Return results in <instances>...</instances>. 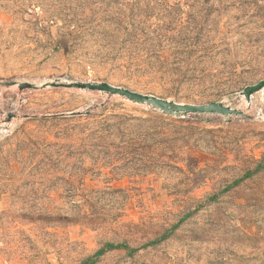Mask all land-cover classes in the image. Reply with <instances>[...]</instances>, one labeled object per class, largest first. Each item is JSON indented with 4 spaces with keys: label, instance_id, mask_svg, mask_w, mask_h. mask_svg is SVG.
Returning <instances> with one entry per match:
<instances>
[{
    "label": "rangeland",
    "instance_id": "obj_1",
    "mask_svg": "<svg viewBox=\"0 0 264 264\" xmlns=\"http://www.w3.org/2000/svg\"><path fill=\"white\" fill-rule=\"evenodd\" d=\"M263 78L264 0H0V264H264Z\"/></svg>",
    "mask_w": 264,
    "mask_h": 264
},
{
    "label": "water",
    "instance_id": "obj_2",
    "mask_svg": "<svg viewBox=\"0 0 264 264\" xmlns=\"http://www.w3.org/2000/svg\"><path fill=\"white\" fill-rule=\"evenodd\" d=\"M4 83L6 85H18L20 89H25V88L36 89V88H45L48 86L49 87L62 86V87H73V88L87 89V90H103L111 94H119L121 96H124L128 100L150 106L153 109H157L165 114L174 115V116H187L191 114L202 115V114H210V113H219L229 116L232 114L242 113L223 101H213L206 104L180 103L172 99L160 97L150 93L138 92L129 89L127 87L113 85L108 82H86V81L63 82L60 79H56L55 81L46 82L41 86H37L36 84H33L31 82H18L14 80H10ZM261 91H264V78L255 84L246 86L240 92V95L241 96L243 95L247 100V102L249 103L253 95ZM79 113L81 112H72L71 114L75 115Z\"/></svg>",
    "mask_w": 264,
    "mask_h": 264
},
{
    "label": "trees",
    "instance_id": "obj_3",
    "mask_svg": "<svg viewBox=\"0 0 264 264\" xmlns=\"http://www.w3.org/2000/svg\"><path fill=\"white\" fill-rule=\"evenodd\" d=\"M122 245H117V244H114V243H107L106 244V248H103V249H100L97 254H102L104 253L105 251L107 250H110V249H114V248H119L121 247Z\"/></svg>",
    "mask_w": 264,
    "mask_h": 264
}]
</instances>
